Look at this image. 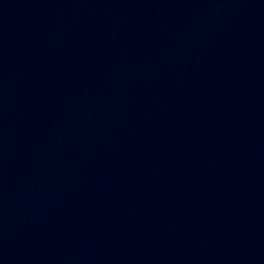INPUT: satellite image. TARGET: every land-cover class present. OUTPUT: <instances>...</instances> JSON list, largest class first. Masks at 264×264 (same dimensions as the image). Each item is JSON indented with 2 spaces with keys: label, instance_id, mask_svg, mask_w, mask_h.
Listing matches in <instances>:
<instances>
[{
  "label": "water",
  "instance_id": "95a60500",
  "mask_svg": "<svg viewBox=\"0 0 264 264\" xmlns=\"http://www.w3.org/2000/svg\"><path fill=\"white\" fill-rule=\"evenodd\" d=\"M192 0H0V153Z\"/></svg>",
  "mask_w": 264,
  "mask_h": 264
}]
</instances>
